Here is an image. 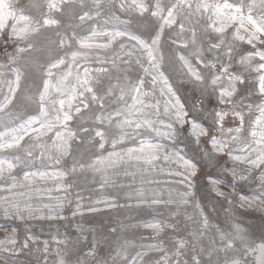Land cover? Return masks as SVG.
<instances>
[{
    "label": "rangeland",
    "instance_id": "obj_1",
    "mask_svg": "<svg viewBox=\"0 0 264 264\" xmlns=\"http://www.w3.org/2000/svg\"><path fill=\"white\" fill-rule=\"evenodd\" d=\"M262 33L264 0H0V79H13L14 69L22 75L15 98L8 105L0 103V132L34 116L51 125L45 134L31 132L19 145L11 136L4 138L0 186L10 182V166L17 180L38 169L65 174L35 185L45 190V196L60 198L63 208L56 213L65 219L39 220L27 213L23 220L0 218V261L112 264L118 245L125 244L129 259L145 253L143 264H156L161 257L160 264H194L193 257L199 264H232L226 255L237 264H252L251 252L244 250L264 240V213L241 207L238 195L258 194L257 183H237L236 194L231 185L221 186L231 205L208 191L203 174L188 178L194 195L179 206L138 208L125 193L149 178L180 179L161 174V169H176L163 158L154 161L155 171L147 163L156 152L154 146H162L163 157L177 145H186L187 155L200 160L199 149L182 134L176 113L183 109L177 98L189 118L195 116L206 126L216 93L223 90L225 103L218 107L229 113L243 111L248 127V105L261 100L256 84L264 76L257 70L262 63L257 54L264 50ZM143 44L151 46L155 60L149 61ZM7 95V86L0 84V102ZM230 121L229 117L225 127L235 126ZM168 125L181 133L175 144L167 135ZM206 146L205 139L201 148ZM29 151L31 157L26 155ZM225 160L231 168V160L227 156ZM242 167L237 166V171ZM57 185L63 190L57 191ZM143 186L165 187L163 183ZM20 191L27 187L13 193ZM13 193L0 191V207L8 204L2 198ZM35 195L33 205L57 203L37 200ZM97 199L115 200L124 207L105 208L96 204ZM77 201L85 209L91 205L102 210H85V215L74 217ZM129 203L133 206L127 207ZM201 208L209 218L207 228ZM151 220L160 227L146 228L144 222ZM233 221L244 234L222 240L215 226L231 232ZM28 235L35 240L24 247ZM229 239L235 247H225ZM93 246L95 259L84 255Z\"/></svg>",
    "mask_w": 264,
    "mask_h": 264
},
{
    "label": "snow or ice",
    "instance_id": "obj_2",
    "mask_svg": "<svg viewBox=\"0 0 264 264\" xmlns=\"http://www.w3.org/2000/svg\"><path fill=\"white\" fill-rule=\"evenodd\" d=\"M135 3V0H133ZM264 34V33H262ZM251 43V40L248 41ZM264 43V41H260ZM143 47L148 49L147 55L149 61L155 60L154 55L151 52V46L143 44ZM23 51V49H20ZM251 55V53H249ZM258 58L262 61L261 64L257 66V70L264 72V50L258 52ZM62 63V61H61ZM147 71V69H145ZM13 79H0V84L6 85L9 95L3 98L0 102L3 105H8L15 98V94L19 91L22 75L18 69L13 70ZM155 80V76L153 77ZM215 83V81H213ZM256 93L261 97L259 103L253 105H248V115L251 117L248 120V127H245V114L243 111L237 110L229 113L226 110H222L219 105L225 103L224 96L225 92L223 90L216 93L217 99L216 103L211 106L208 110V116L211 119L208 120L206 126L205 123L197 119L195 116L189 118V113L184 109L183 104L177 98L176 103L180 104L182 112H177V119L180 124V128L183 129V135L189 140L197 149H199L200 160L196 161L187 155V146H179L168 153L164 154L163 157L159 154V148L162 146H154L156 152L152 155V158L147 161V163L155 171L154 161H158L163 158L165 163L171 162L176 165V169H161V174L167 176L180 177L178 180H167L160 181L158 179L149 178L146 181H142V185L134 189V191L125 193V198L129 201H134L136 207H155L163 206L164 204H176L183 205L189 202V198L194 195L193 186L189 177H195L197 175L203 174L204 186L208 191L214 195L218 200L224 201L227 205L232 204L231 197L224 191H221V186L227 187L231 185V190L233 194H236V184L237 183H249L255 182L258 185L257 193L251 196L248 195H238L241 207L255 208L257 211L264 213V76L258 77V82L256 84ZM231 96L232 93H227ZM42 98V97H41ZM199 112H203L204 109H198ZM43 115V111L41 113ZM231 118V123L234 127H225L228 118ZM147 126L151 127L152 122L147 121ZM39 125V128L36 127ZM51 125L47 124L46 121H42L39 116L29 117L24 120L17 128L5 129L0 132V148L4 145V138L11 136L12 142L19 145L31 132H38L39 134H45L46 129L50 128ZM171 131L167 132V135L172 138V142L175 144L176 137L181 133L177 132L174 125L167 126ZM155 130V129H153ZM59 135V134H58ZM100 135V133H97ZM206 139L207 146L201 148V142ZM101 148L104 147L103 143L99 145ZM26 155L31 157L33 153L31 151L27 152ZM41 158H43L44 153H40ZM225 156L232 162V167H227V161ZM237 166H243L237 171ZM177 169H182L177 170ZM13 167L8 168L10 182L6 187L0 186V191H7L13 193L14 189H25L27 191H20L13 193L12 197H3L4 201H8L7 206L0 207V218L4 220L17 219L23 220L25 216L23 213H27L29 218H35L39 220H64L63 215L56 213V209L62 210L63 204L59 197H53L52 195L45 196L43 193L45 190L36 187V182L39 180H45L47 178L62 179L64 173L62 171H52L47 170L41 171H28L26 172L21 180H17L15 176H11ZM258 170V171H257ZM255 173V175H253ZM4 175L3 165H0V177ZM231 177V179H229ZM188 180L186 184L185 181ZM105 183L107 181L105 180ZM164 184L165 187L160 189L156 188H146L143 185H160ZM169 185H180V187H168ZM187 189V190H185ZM57 191L63 190L61 185H57ZM48 189L47 192H51ZM33 192H35V198L37 200L43 201L47 199L49 201L56 200L55 205L48 203H40L38 205H33L30 203L32 201ZM165 194H167L168 199L165 200ZM173 194H175V199H173ZM26 198V199H25ZM96 204H103L105 208H117L124 207V205L118 204L115 200H96ZM133 205L129 203L127 207H132ZM199 207V205H197ZM85 210L88 213L99 212L102 209L96 206H87L80 201H77L76 207L72 211V215L75 217L77 215H85ZM203 226L209 227L210 222L207 214L203 213L201 208ZM229 212L230 209H226ZM177 213H173L175 215ZM144 226L148 229H158L160 223L155 220L145 221ZM221 239L224 240L226 237L233 236L236 233L241 235L244 234L243 227L236 221L230 224L231 232L220 229L218 225L215 226ZM12 231L15 233L18 229L13 228ZM111 231L114 233L116 229L113 228ZM28 240H35V237L28 235L24 242V247H28ZM13 243L16 241L13 240ZM47 242H45L46 244ZM179 247H184L181 243ZM226 248L235 247L233 240H227L225 245ZM83 251V250H82ZM245 253L251 252L253 256L252 264H264V240L259 244H251L246 248ZM84 255L91 256L95 259L97 253L95 247L88 248ZM145 253L138 252L132 256L131 259L128 257L127 246L125 244L118 245L115 250V254L112 256V264H117L118 260L127 261V264H137L138 258L143 264V257ZM164 258L161 257L156 261V264H160V261ZM194 264H199V259L193 257ZM225 260L232 261V264H237L235 258H230L227 255ZM178 264V262H177Z\"/></svg>",
    "mask_w": 264,
    "mask_h": 264
},
{
    "label": "bare ground",
    "instance_id": "obj_3",
    "mask_svg": "<svg viewBox=\"0 0 264 264\" xmlns=\"http://www.w3.org/2000/svg\"><path fill=\"white\" fill-rule=\"evenodd\" d=\"M0 264H6V263H4V262L0 261Z\"/></svg>",
    "mask_w": 264,
    "mask_h": 264
}]
</instances>
